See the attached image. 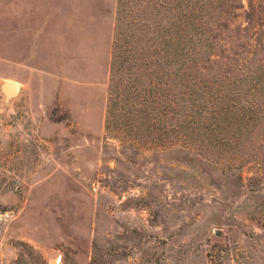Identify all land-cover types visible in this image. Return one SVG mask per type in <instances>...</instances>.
<instances>
[{
	"label": "rangeland",
	"instance_id": "1",
	"mask_svg": "<svg viewBox=\"0 0 264 264\" xmlns=\"http://www.w3.org/2000/svg\"><path fill=\"white\" fill-rule=\"evenodd\" d=\"M116 3L0 0V264H264V123L236 173L106 131Z\"/></svg>",
	"mask_w": 264,
	"mask_h": 264
},
{
	"label": "trees",
	"instance_id": "2",
	"mask_svg": "<svg viewBox=\"0 0 264 264\" xmlns=\"http://www.w3.org/2000/svg\"><path fill=\"white\" fill-rule=\"evenodd\" d=\"M113 30L107 132L152 151L223 154L235 173L257 159L264 0H117Z\"/></svg>",
	"mask_w": 264,
	"mask_h": 264
},
{
	"label": "water",
	"instance_id": "3",
	"mask_svg": "<svg viewBox=\"0 0 264 264\" xmlns=\"http://www.w3.org/2000/svg\"><path fill=\"white\" fill-rule=\"evenodd\" d=\"M21 90V83L11 79H4L0 82V91L3 94L4 100L9 101L17 96ZM56 257H51L48 264L56 263Z\"/></svg>",
	"mask_w": 264,
	"mask_h": 264
}]
</instances>
